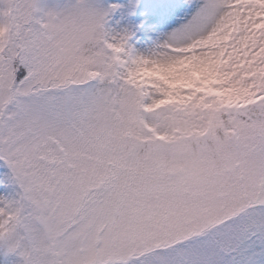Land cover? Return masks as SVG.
I'll return each instance as SVG.
<instances>
[{
    "label": "snow or ice",
    "instance_id": "obj_1",
    "mask_svg": "<svg viewBox=\"0 0 264 264\" xmlns=\"http://www.w3.org/2000/svg\"><path fill=\"white\" fill-rule=\"evenodd\" d=\"M0 4L5 256L264 264V0Z\"/></svg>",
    "mask_w": 264,
    "mask_h": 264
},
{
    "label": "rangeland",
    "instance_id": "obj_2",
    "mask_svg": "<svg viewBox=\"0 0 264 264\" xmlns=\"http://www.w3.org/2000/svg\"><path fill=\"white\" fill-rule=\"evenodd\" d=\"M75 0H38V8L42 9L43 11L35 13L38 18H44L45 11H62L70 7ZM6 171L3 161H0V175H2ZM0 191H3V187L0 186ZM0 259H2L6 264H10L11 262L15 261L18 255H8L5 256L4 251L0 248ZM23 259V258H22Z\"/></svg>",
    "mask_w": 264,
    "mask_h": 264
},
{
    "label": "bare ground",
    "instance_id": "obj_3",
    "mask_svg": "<svg viewBox=\"0 0 264 264\" xmlns=\"http://www.w3.org/2000/svg\"><path fill=\"white\" fill-rule=\"evenodd\" d=\"M0 7H3V5L0 4ZM0 256H2V258H3L2 254ZM0 264H6V263L2 259H0ZM10 264H23V259H22V257H17L16 260L11 262Z\"/></svg>",
    "mask_w": 264,
    "mask_h": 264
}]
</instances>
